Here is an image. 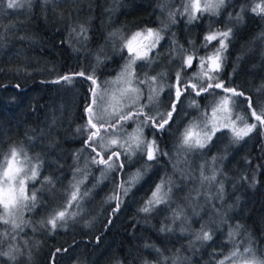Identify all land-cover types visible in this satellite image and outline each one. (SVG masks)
Masks as SVG:
<instances>
[{
	"label": "trees",
	"instance_id": "obj_1",
	"mask_svg": "<svg viewBox=\"0 0 264 264\" xmlns=\"http://www.w3.org/2000/svg\"><path fill=\"white\" fill-rule=\"evenodd\" d=\"M96 1L99 16L97 19L93 18L92 23L89 19L84 24L90 46L100 42L112 26L109 13L114 0ZM123 1L124 4L120 7L121 20H118L115 27H121L128 22L130 34L149 27L162 29L160 14L164 12L162 9L165 8V0ZM181 2L177 1L176 8L172 6L173 10L177 11V18H182L186 24L193 23V26L201 28L202 31L196 38L200 49V54L194 55L196 58L213 49L214 43L207 48L202 46L208 33L222 29L223 24L227 29H232L218 81H223L227 88L244 93L243 97L235 96L238 102H243L240 113L248 117L249 122L256 124V128L238 142H233L232 131L224 129L216 133L206 148L194 151V154L203 155L202 162L216 157L215 175L219 185L211 180H202V170L199 167L190 174L188 182L182 184L181 170L187 162L186 158H180L178 155L181 152L180 138L185 127L189 126L185 125V122L194 120L196 115L188 112L189 116L185 122L179 124L175 120L180 115V118H184L185 112L181 107L186 100L198 98L191 94L182 96L181 103L177 105L178 115L174 114V122H171L162 134L154 137L150 128H144L146 140L155 139L160 148L169 154L159 157V162L166 164L170 169L169 166H173L175 160L178 161L176 171L174 170L172 175L173 179L179 181L180 186L172 188L168 204L159 205L148 215L139 213L137 209L151 195L155 185L168 176L160 170L149 174L133 189L129 197L125 198L121 211L112 215L115 203L105 201L108 196L113 195L114 185L124 177L123 174L118 176L116 172H111L105 173L102 178L104 166L91 163L96 153L85 147L84 141L89 133L84 128L87 122L84 107L90 102L89 89L92 84L76 77L72 84L82 87L81 98L76 102V116L61 136L53 134V145L57 148L50 154L51 162L48 161V152L39 157L43 167L38 177L41 182L45 177H51L54 187L62 189V210L68 205L71 196L70 184L83 179L85 174L87 179L81 185L80 191H95L87 198V211L80 222L69 219L63 222L71 229L62 230V238L47 224L53 232L46 238L48 250L40 257V264H218L237 247L243 252L249 245L256 250L259 258L264 259V256L260 255L264 252V125L257 122L251 114L253 109L259 114V107H264V14L257 15L251 11L252 7L264 0H227L219 15L199 14L198 18L191 22H188L187 14L180 15L184 11ZM8 3L9 0H0V164L8 157L13 147L19 151L23 145L32 143L38 131L42 129V114L51 111L52 106L58 107L61 104L57 103L60 101L58 96L62 97L64 83L56 84L52 81L59 76L85 71L86 75H94L99 86L127 57L125 49L122 51L121 62L105 63L104 68L100 70L94 68L92 62H87L80 56L79 45L82 41L78 43L71 40L78 36L63 31V22L60 19L45 18L44 0H31V6L26 7L27 9H10L7 7ZM245 5L247 8L242 13L243 18L238 19L237 14L241 13V8ZM166 9L168 10L167 6ZM207 22L211 25L209 28ZM169 42L167 33L158 49L171 45ZM157 50H154L155 55ZM32 56L38 57L41 62H31L29 58ZM244 56H247V59L240 62ZM137 66L140 67L141 63ZM196 68L198 59L193 61L190 68L184 69L181 66L173 73L170 85L176 82V72L181 73L182 80L190 79L192 83H196L193 75L196 74ZM38 69H47L49 72L44 73ZM201 83L206 86L205 80ZM164 90L163 98H174V89ZM214 93L216 97L225 92L215 89ZM203 94L198 99L202 100ZM170 97L167 104L163 103L165 111L170 110ZM247 97L252 100V108L248 107V101L245 99ZM144 99L140 105L146 103ZM138 106L132 109L135 110ZM208 107L209 102L204 103L198 116H206L204 110H208ZM144 111L150 115L155 114L146 108ZM66 122L70 123L68 118ZM34 123L40 127L34 130ZM137 123L135 120L128 121L123 131L110 129L107 134L117 132L122 136L124 132L137 126ZM104 127L109 128V125L105 124ZM102 134L107 135L103 130ZM98 145L99 139L96 152H100ZM113 150L121 151V159L124 158L117 145L101 155L107 159ZM141 164L143 160L138 154L130 167L125 165V171L134 173ZM77 169L80 170L79 173ZM212 175L211 171L203 167V176ZM221 184L222 192L219 190ZM181 208L183 215L174 220L173 211ZM109 219L111 224L108 223ZM202 225H205L204 230L212 235V240L196 239V233L201 230ZM237 225L240 227L237 228ZM162 226L171 227L172 230L161 232ZM182 228L185 230L181 231ZM230 232L235 233L231 239ZM57 249L60 251L57 252ZM156 249H159V252Z\"/></svg>",
	"mask_w": 264,
	"mask_h": 264
},
{
	"label": "rangeland",
	"instance_id": "obj_2",
	"mask_svg": "<svg viewBox=\"0 0 264 264\" xmlns=\"http://www.w3.org/2000/svg\"><path fill=\"white\" fill-rule=\"evenodd\" d=\"M121 1L122 2H115L114 0V2L111 4L112 10L109 14L112 26L110 27L109 32L103 36V39L100 42L91 46L89 45L87 39L85 40V38H82L83 34L80 33V28L81 26L85 27L84 24L88 22L89 19L92 23L93 18L97 19V17L99 16L98 11L96 10V6L98 4L96 0H44V14L46 15L45 18L47 20H51L53 18L60 19L63 22V25L61 26V29L63 31L69 32L71 34L74 33L76 36H78L75 39L71 38V40H75L74 42L78 43L82 41L79 45V50H81L80 56H82V58L87 62H92L93 67L100 70L104 68L105 63L121 62V47L123 43L125 42V40L130 38L133 33L137 32L135 31L131 34L129 33L130 27H128V22H125V25L123 24L121 27L114 26L118 22V20H121L120 7L124 4V1ZM127 1L128 0H126L125 2ZM177 1H182L181 6L183 7V9L185 4L191 3V0H165V8L162 9L164 12L160 14L162 28L165 24L168 25V27L161 31L160 34L163 37H166L168 33L170 38L169 44L171 45H168L163 49H158V47L161 46L160 44L163 42V38L157 45V48L154 49H158L157 54L159 55H155L154 50L149 53V57L153 61L151 67H149L145 61L141 60L140 62V60H137L136 64L133 65L135 76L133 77V83L131 85L124 82L127 80L126 75L124 77H121V73L128 60V53L126 50L127 57L121 62V65L118 66V69H116V71H112L113 73L109 74L107 78H104L102 84H99L97 90L101 95L105 97V99L103 102L98 101L99 106L94 109L98 115H105L104 109L113 111L116 107L122 108L125 105L132 108L134 107L133 101L137 96H139V100L136 106L140 105L142 99L144 98L146 102L145 104H148L147 98L151 94L152 88H155L157 90H159L160 88H169L168 86L171 83L170 81L172 80L171 78L173 77V73L180 69L183 60L188 56H193L194 61L196 59L194 55L197 56L200 54L198 52L200 49L198 48L199 45L196 44V38L198 37L197 34H199V32L202 33V31H200L201 28L193 26V23L186 24L185 21L181 20L182 18H177V11L173 10L172 7H177ZM226 1L227 0H225V2ZM217 2L218 0H199L200 7L202 8L206 5H214ZM15 3L20 5L19 7H16L18 9H27L31 6V0L30 2H24V0H15ZM166 6L168 7V10L166 9ZM222 8L223 7L219 9V13ZM208 13L213 12L205 11L203 14ZM170 14L174 15L175 23H171ZM199 14L200 13H197V17L199 16ZM207 24L209 28L211 25L208 22ZM149 28H152L154 30L161 29L159 27ZM142 30L143 29L138 31ZM226 30L227 28L225 24H223L222 29H219V31ZM213 32L216 31H212L210 33ZM111 33H116V35L110 37L109 34ZM133 43L134 46L137 47L140 51L146 50L144 48V45L147 43V41L143 37L137 38V40ZM212 43H214L213 49L210 51L208 50L206 55H202L201 57H207L215 51V48L218 47V42L213 41ZM76 55L78 57V53ZM29 59L33 63L41 62V60L36 56H32V58ZM246 59L247 56H244L240 60V62ZM139 63H141L140 67L137 66ZM38 70H41L44 73L49 72L47 69ZM199 70L198 60V68H196L195 70L196 73L197 71L199 72ZM161 73H165L166 75H160ZM216 75L218 81L220 75L219 73ZM153 76L157 77V80L153 84L135 83V80L137 79L144 80L146 79V77L150 78ZM204 80L206 83L205 85L207 86L208 81L206 78ZM129 88H138L139 92H127L126 90ZM217 90L223 91L222 89ZM164 93L165 90L160 92L159 99L157 101H154L152 104H149L148 107L145 108L154 113L156 111H165L163 103L167 104L170 96L163 98ZM214 94V92H212L211 94L204 93L202 100L198 99L199 97L196 98L195 101L199 104V108L189 107L193 99L190 101L186 100L183 103L184 106L181 107V110L185 112L184 118H180L182 116L180 115V117L175 120L177 121L176 123L179 124L181 122H185L186 118L189 116L188 112H193L194 115H196V118L194 120H187L185 122V125H190L193 123L199 125L200 127L196 128L195 131L202 132L204 130L205 124H215L217 127H220L222 124L227 123L230 125V128H228L230 131L232 127H234L237 131H246L248 126L252 125V123L248 121V117L240 113L243 102H238L237 99L231 96L230 93H223V95L218 94L216 95V97ZM81 95L82 87L80 85H75L72 83L62 85V97L58 96L60 98V101L57 103L61 104L58 107L52 106L50 108L51 111L48 110L42 114L44 115V120L40 125L42 129L38 131V135L34 137L32 143H29V145H23L22 147L27 153L28 157L32 160L33 164L38 163L39 160L37 158L41 156L43 157L46 152L49 153L48 161L51 162L50 154L54 150V148H57L53 145V134L61 136L62 132H66L67 128L74 120V116H76V102L81 98ZM225 97H228V103L226 105L223 103ZM208 102V110H204L206 116H198V114L200 115L201 113V107L203 106V104ZM238 117H241L242 119H238ZM66 118L69 119L70 123L66 122ZM40 126H38L37 123H34L33 129L35 130ZM136 127L137 126L132 127L130 130H127L122 134V136L120 134H117V132H113L115 134H102V136H104L106 142L113 139L117 141H127V134L133 133ZM143 137L145 139L147 138L144 129ZM114 146L116 145H113L112 147ZM179 151H181L178 154L179 157L186 158L187 162L186 166H184L181 170L183 172L181 180L182 184H186L189 180L190 174H193L195 168H201V165L211 171L212 174L216 173L217 160L213 161L211 158L208 161L205 160L204 162H202L203 155L201 154H194V152H187L182 149H180ZM22 158L23 157L21 156V159ZM4 161L0 165L6 167ZM177 163L178 161L175 160L174 165L172 166L171 164L169 166L170 169H168L166 164L159 162L158 165L154 164L152 171L149 174H155L159 170L161 172H165L168 175L167 179H170L174 184L172 188H177L180 186L179 181L173 179L172 175L173 171H176ZM0 171H2V168H0ZM43 181L41 182L38 177L35 182L28 181L26 183V192L29 196H31V193L34 190L36 191L38 202L35 208H31L30 205L22 208H14L10 205L8 213H5L3 205H0V217H2L0 218V253L11 251L12 255L15 256V259L13 260L9 259L8 256L0 255V264H40V257H42V254L48 250L46 238L50 236V234L53 232V229H49L45 221L51 219L53 215V208H55L56 211H64L65 208L62 210V189L59 187L53 188L52 186L44 184ZM214 182L217 185H219L220 183L217 177ZM14 187L16 186L14 185ZM94 191L95 190H92L90 192V195H92ZM64 196L65 194H63V197ZM87 198L83 199L80 202V206H76V204L73 203L74 207L73 205L71 207H67V213H77L75 217H72L69 220H75L77 223L80 222L81 218H83L84 213H86L87 211ZM5 220L9 222L5 223ZM42 221L44 223H41ZM61 223L63 222H58L57 227L54 230V233H56V235H58L60 238H62V230H65L67 228L71 229L67 224H63V226H61ZM15 225L19 226L16 227ZM226 264H232V262L227 261ZM235 264H239V261L237 260Z\"/></svg>",
	"mask_w": 264,
	"mask_h": 264
},
{
	"label": "snow or ice",
	"instance_id": "obj_3",
	"mask_svg": "<svg viewBox=\"0 0 264 264\" xmlns=\"http://www.w3.org/2000/svg\"><path fill=\"white\" fill-rule=\"evenodd\" d=\"M24 2H30V0H24ZM225 0H218L214 5H206L205 7H200L199 0H191V3L184 5V11L180 15H188L189 22L196 20L197 13L203 14L205 11H212L214 15H219V9L224 6ZM20 5L15 3V0H9L7 5L8 8L19 7ZM247 6L241 8V13L237 14L238 19H242V13L246 10ZM251 11L257 15L264 14V2L256 4L251 8ZM229 19H231V14H229ZM171 23H175L174 15L170 14ZM168 25L160 30H154L152 28H145L142 31H137L131 35L130 38L125 40L121 47V51L127 50L128 60L124 66V69L121 73V77L127 76V80L124 81L131 85L133 83V77L135 76L133 65L136 64L137 60H142L151 67L152 59L149 57V53L157 48V45L164 38L160 33L166 29ZM87 29L81 26L80 33L84 34L85 40L87 39L86 35ZM146 33V35H145ZM116 33L109 34L110 37L115 36ZM232 36V29L228 28L226 31H216L209 33L204 37L203 47L207 48L213 41L218 42V47L215 48V51L207 57H197L199 60V72L194 75L196 83H192L191 80H182L181 73L176 72L175 75V84L169 85L170 89H174V98L170 97V110L168 111H156L154 115L145 113L144 108L148 107L149 104H152L154 101L159 99V94L164 89L160 88L159 90L152 88L151 94L148 96V104L139 105L135 107V110L125 105L124 107H116L113 111H108L104 109L105 115H98L94 110L96 109L99 102H103L105 97L98 92L97 80L92 74H85V71H80L72 75L59 76L58 79L52 81V83L60 84H71L73 79L76 77H81L87 81H90L92 87L89 89L90 93V102L85 104L84 113L87 117L86 125L84 126L85 131L89 134L87 139L84 141L85 147L91 148L96 155L92 158L91 163L93 165H103L104 172L102 173V178L105 173L116 172L119 176L123 174V179H120L118 183L114 185V193L107 197L106 203H115V207L112 208V215H116L121 211V205H123L125 198L133 192V189L137 187L142 181H144L149 173L152 171L154 164H159V157L168 156L169 154L163 151L155 139L146 140L143 137V129L150 128L152 134L155 137L157 134H162L170 125L171 122H174V114L178 115L177 105L181 103V97L186 94H191L196 97L201 96L203 93L211 94L215 89H222L225 93H230L231 96L243 97V92H237L234 88L225 87L223 81H217V75L222 69V62L225 59L224 53L227 52L228 42ZM143 37L147 43L144 45L146 50L140 51L137 47L134 46V41L137 38ZM159 55V54H157ZM193 56H188L183 60L182 67L184 69L190 68L193 63ZM99 62V58H98ZM2 71V69H0ZM94 71V70H93ZM160 75H166L161 73ZM207 79V86H204L201 81ZM120 79V78H118ZM157 80L156 76L144 79V80H135L137 84H153ZM216 81V82H214ZM17 87H19L17 85ZM264 88V86H262ZM127 92L137 93L139 92L138 88H129ZM248 101V107L252 108V100L250 97L245 98ZM139 96L133 101V106L138 104ZM223 103L226 105L228 103V97H225ZM191 108H199V104L192 100L189 105ZM259 107V105H258ZM215 112V110H214ZM252 116L255 117V120L260 124L264 125V107H259V114L255 109L252 110ZM106 116V118H105ZM143 117V119H141ZM238 119H242L238 117ZM96 121L95 123L93 121ZM131 120L137 121V127L133 133L127 134V141H117L115 139L111 141H105L104 136L101 135V131L105 134L108 133L110 129L123 131L124 125ZM97 124L100 126L98 127ZM108 124L109 128H105L104 125ZM200 127L199 125L193 123L185 128L184 132L181 134L179 148L187 151L194 152L197 150H202L206 148L212 141L213 137L216 136L217 132H222L224 129L230 128V125L227 123L222 124L220 127H217L215 124H205L204 130L202 132L195 131L196 128ZM256 128V124L248 126L246 131H237L234 127L231 128L233 133L232 140L233 142H238L243 139L244 136L248 135ZM79 131V129H78ZM115 134V133H113ZM99 139L100 152H96L97 141ZM113 145H117L119 149L123 152V159H121V151L113 150L107 159H104L101 155L102 152L111 149ZM127 145V146H126ZM139 154L140 159L143 160V164L136 169L134 173H128L125 171V165L129 167L133 164L134 158ZM21 156L23 157L21 159ZM99 157V158H96ZM39 160V158H37ZM216 160V157H213V161ZM4 164L6 167L0 165L2 171H0V205H3L5 213H8L10 205L12 207H25L30 205L31 208H35L37 204L36 191L34 190L29 196L26 192V183L28 181L35 182L40 174V169L43 167L41 162L36 164L32 163V160L28 157L27 153L21 147L19 151L17 148L13 147L10 150L8 157H5ZM203 165H201V176L202 180H211L215 181L216 176L213 174L211 177L203 176ZM80 170L77 169V173ZM76 173H74L75 177ZM87 179V175H84L83 179L75 180L70 184L71 196L68 200V205L65 206L64 211H56L53 209V215L51 219L46 221L47 224L51 225L52 229L55 230L58 222H65L67 219L75 217L77 213H67V207H71L73 203L76 206H80V202L89 197L91 190L80 191L81 185L84 184ZM44 184L52 186L54 188V181L51 177H45ZM99 183V181H98ZM14 185L16 187H14ZM174 186L173 182L170 179L162 178L159 183L155 185V188L152 190L151 195L144 200L143 205L137 209L139 213H144L146 215L153 213L157 207L161 204H168L171 199L172 187ZM221 192L223 190V185H220ZM183 215V209L174 210L173 218L180 219ZM2 218V217H0ZM187 220V217H185ZM9 221L5 220V223ZM111 219L108 223L111 224ZM41 223H44L43 221ZM18 227L19 225H15ZM63 226V223H61ZM88 226V225H86ZM240 226L237 225V228ZM205 225L201 226V230L196 233V239L202 241L212 240V235L208 231L204 230ZM171 227L162 226L160 231H171ZM185 229H181L184 231ZM234 232L229 233V238L231 239L234 235ZM145 247H154L145 245ZM60 249H57L59 252ZM159 252V249H156ZM2 256H8L9 259H15V256L12 255L11 251L0 253ZM264 256V252L260 254ZM167 259V258H165ZM239 261V264H264V259H261L257 256L256 250L253 249L250 245L243 249V252L239 251L237 247L232 251L228 256L218 262V264H226L227 261H231L232 264H235L236 261Z\"/></svg>",
	"mask_w": 264,
	"mask_h": 264
}]
</instances>
